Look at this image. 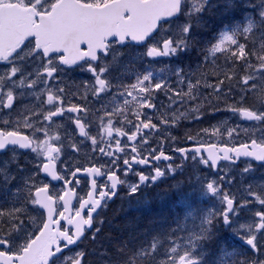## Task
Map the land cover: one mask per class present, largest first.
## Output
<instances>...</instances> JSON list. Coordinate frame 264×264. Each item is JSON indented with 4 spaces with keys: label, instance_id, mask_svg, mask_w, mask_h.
<instances>
[{
    "label": "snow or ice",
    "instance_id": "1",
    "mask_svg": "<svg viewBox=\"0 0 264 264\" xmlns=\"http://www.w3.org/2000/svg\"><path fill=\"white\" fill-rule=\"evenodd\" d=\"M0 264H264V0H0Z\"/></svg>",
    "mask_w": 264,
    "mask_h": 264
},
{
    "label": "trees",
    "instance_id": "2",
    "mask_svg": "<svg viewBox=\"0 0 264 264\" xmlns=\"http://www.w3.org/2000/svg\"><path fill=\"white\" fill-rule=\"evenodd\" d=\"M171 181L161 185L158 196H155L151 193L150 189L145 190L146 201L148 200V204H144L140 207H134L132 211L128 212L123 209H118L115 211L107 212L105 215L106 223H105V232L106 233H116L126 228L130 221L137 220L141 224H146L151 219L158 216H167L169 219L174 215L173 207L169 204L162 206L157 202H152L158 200L160 198H169L174 197L177 198V193L174 196L170 194L173 192V189L169 188ZM185 191H188L186 188Z\"/></svg>",
    "mask_w": 264,
    "mask_h": 264
},
{
    "label": "flooded vegetation",
    "instance_id": "3",
    "mask_svg": "<svg viewBox=\"0 0 264 264\" xmlns=\"http://www.w3.org/2000/svg\"><path fill=\"white\" fill-rule=\"evenodd\" d=\"M122 195H123V194L121 193V196H122ZM121 196H117V197L113 198V200H111V201L108 203V207H107L106 211H108L109 209H112V208H114V207L119 206L120 203H124V204H125V203H128L127 199H126V198L122 199ZM106 211H105L104 213H106ZM104 213H103V215H104Z\"/></svg>",
    "mask_w": 264,
    "mask_h": 264
},
{
    "label": "rangeland",
    "instance_id": "4",
    "mask_svg": "<svg viewBox=\"0 0 264 264\" xmlns=\"http://www.w3.org/2000/svg\"><path fill=\"white\" fill-rule=\"evenodd\" d=\"M156 192L158 191V190H155Z\"/></svg>",
    "mask_w": 264,
    "mask_h": 264
}]
</instances>
